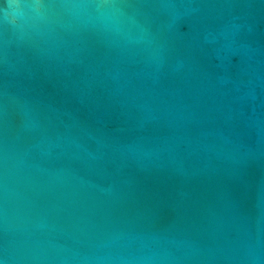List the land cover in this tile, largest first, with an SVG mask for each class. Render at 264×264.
I'll use <instances>...</instances> for the list:
<instances>
[{
    "label": "water",
    "instance_id": "obj_1",
    "mask_svg": "<svg viewBox=\"0 0 264 264\" xmlns=\"http://www.w3.org/2000/svg\"><path fill=\"white\" fill-rule=\"evenodd\" d=\"M0 264H264V0H0Z\"/></svg>",
    "mask_w": 264,
    "mask_h": 264
}]
</instances>
